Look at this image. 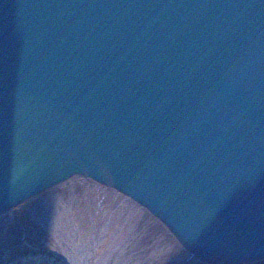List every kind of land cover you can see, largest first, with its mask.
I'll return each instance as SVG.
<instances>
[{"label":"water","instance_id":"obj_1","mask_svg":"<svg viewBox=\"0 0 264 264\" xmlns=\"http://www.w3.org/2000/svg\"><path fill=\"white\" fill-rule=\"evenodd\" d=\"M75 176L264 260V0H0V214Z\"/></svg>","mask_w":264,"mask_h":264},{"label":"rangeland","instance_id":"obj_2","mask_svg":"<svg viewBox=\"0 0 264 264\" xmlns=\"http://www.w3.org/2000/svg\"><path fill=\"white\" fill-rule=\"evenodd\" d=\"M88 183L69 180L0 214V264H70L69 247L67 249L63 243L61 247L56 234L39 222L35 213H41L45 221L59 226L60 233L69 237L79 234L77 225L86 215L84 208L89 200L84 195H90ZM115 197L109 201L110 206L116 204L120 207L111 208L120 211L122 198ZM125 223L128 224L124 226L127 236L120 238L107 264H214L187 251L166 225L149 211L132 220L130 227V222ZM73 238L75 247L80 250L81 239ZM83 256L81 254L80 258L84 259ZM247 264H264V261Z\"/></svg>","mask_w":264,"mask_h":264},{"label":"bare ground","instance_id":"obj_3","mask_svg":"<svg viewBox=\"0 0 264 264\" xmlns=\"http://www.w3.org/2000/svg\"><path fill=\"white\" fill-rule=\"evenodd\" d=\"M78 180L81 182H89L88 184L90 185V189L88 190L90 195H88V193L84 195L86 199L89 198L84 208L86 215H84L83 220L77 225V229L80 230L79 234L76 233L75 235H71L72 237H69L67 234L60 233L59 231H61V229L59 226L53 225L49 220L45 221L41 213L35 214H37L36 216L39 218V222L56 234V237H58L61 242V247L62 243L67 245V249L69 247L70 264H107L110 254L117 249L120 238L124 239L127 236V234L124 233V226L128 224L125 222H130L128 226L130 227L132 220L145 214L147 209L108 185L100 184L95 180L91 181L83 176L70 179V181ZM67 182H69V180L63 183ZM118 195L119 198H122V202H119L122 205L120 211L113 209L118 205L114 204L110 206L109 203L113 197ZM121 219L125 222H120ZM74 236L75 238L78 236L82 241L80 250L77 249L78 247H75L76 244L74 240H72ZM63 251L64 253L66 252L65 248H63ZM81 254H84V259L80 258Z\"/></svg>","mask_w":264,"mask_h":264}]
</instances>
